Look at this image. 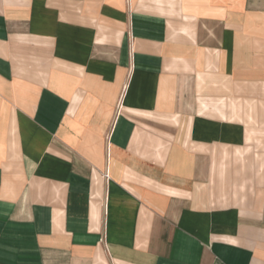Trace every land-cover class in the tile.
Instances as JSON below:
<instances>
[{
    "label": "crops",
    "instance_id": "1",
    "mask_svg": "<svg viewBox=\"0 0 264 264\" xmlns=\"http://www.w3.org/2000/svg\"><path fill=\"white\" fill-rule=\"evenodd\" d=\"M0 264H264V0H0Z\"/></svg>",
    "mask_w": 264,
    "mask_h": 264
},
{
    "label": "rangeland",
    "instance_id": "2",
    "mask_svg": "<svg viewBox=\"0 0 264 264\" xmlns=\"http://www.w3.org/2000/svg\"><path fill=\"white\" fill-rule=\"evenodd\" d=\"M104 175H107V173H105Z\"/></svg>",
    "mask_w": 264,
    "mask_h": 264
},
{
    "label": "built area",
    "instance_id": "3",
    "mask_svg": "<svg viewBox=\"0 0 264 264\" xmlns=\"http://www.w3.org/2000/svg\"><path fill=\"white\" fill-rule=\"evenodd\" d=\"M105 177H107V175H105Z\"/></svg>",
    "mask_w": 264,
    "mask_h": 264
}]
</instances>
